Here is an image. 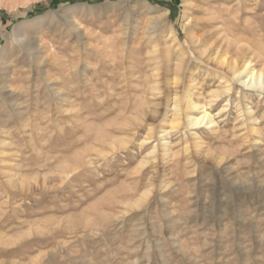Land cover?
Segmentation results:
<instances>
[{"label": "rangeland", "instance_id": "374dc122", "mask_svg": "<svg viewBox=\"0 0 264 264\" xmlns=\"http://www.w3.org/2000/svg\"><path fill=\"white\" fill-rule=\"evenodd\" d=\"M0 264H264V0H0Z\"/></svg>", "mask_w": 264, "mask_h": 264}, {"label": "bare ground", "instance_id": "6f19581e", "mask_svg": "<svg viewBox=\"0 0 264 264\" xmlns=\"http://www.w3.org/2000/svg\"><path fill=\"white\" fill-rule=\"evenodd\" d=\"M25 41V44L27 45V46H29L31 49H32V51H35L36 49L35 48H33V43H34V41L33 40H29V39H25L24 40ZM34 55V54H33ZM247 72V69H245V70H243L241 73H239L238 75H237V77H240V76H243L245 73ZM255 74V73H254ZM262 77V76H261ZM262 79H263V77H262ZM251 81L249 82V84L250 83H253V84H257L258 83V80L259 81H261V79H258V77H256V75H252V77H251V79H250ZM243 83H248V82H243ZM248 84V85H249ZM263 85V84H262ZM253 86V85H252ZM196 107H194V109H195ZM207 115H208V113L206 112V114L203 116V117H201V118H198V120L195 122V125H197V124H200L201 122V120H203L204 121V119L207 117ZM210 120V119H209ZM203 123V122H202Z\"/></svg>", "mask_w": 264, "mask_h": 264}]
</instances>
